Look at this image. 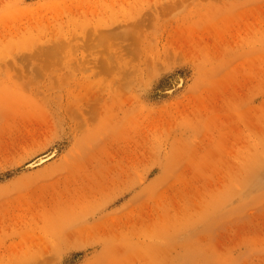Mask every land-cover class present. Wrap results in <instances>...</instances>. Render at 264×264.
Returning a JSON list of instances; mask_svg holds the SVG:
<instances>
[{
    "label": "rangeland",
    "instance_id": "1",
    "mask_svg": "<svg viewBox=\"0 0 264 264\" xmlns=\"http://www.w3.org/2000/svg\"><path fill=\"white\" fill-rule=\"evenodd\" d=\"M0 264H264V0H0Z\"/></svg>",
    "mask_w": 264,
    "mask_h": 264
}]
</instances>
